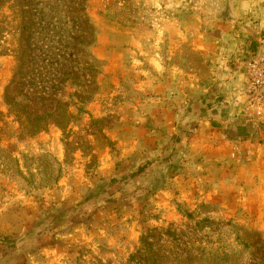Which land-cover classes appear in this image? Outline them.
Instances as JSON below:
<instances>
[{
    "label": "rangeland",
    "instance_id": "1",
    "mask_svg": "<svg viewBox=\"0 0 264 264\" xmlns=\"http://www.w3.org/2000/svg\"><path fill=\"white\" fill-rule=\"evenodd\" d=\"M261 37L264 0H0V264H264Z\"/></svg>",
    "mask_w": 264,
    "mask_h": 264
},
{
    "label": "built area",
    "instance_id": "2",
    "mask_svg": "<svg viewBox=\"0 0 264 264\" xmlns=\"http://www.w3.org/2000/svg\"><path fill=\"white\" fill-rule=\"evenodd\" d=\"M245 76L243 93L245 110L255 119L264 118V37L257 46L240 62Z\"/></svg>",
    "mask_w": 264,
    "mask_h": 264
},
{
    "label": "crops",
    "instance_id": "3",
    "mask_svg": "<svg viewBox=\"0 0 264 264\" xmlns=\"http://www.w3.org/2000/svg\"><path fill=\"white\" fill-rule=\"evenodd\" d=\"M242 96H243V94H242ZM229 98H227V100H228ZM232 99V98H231ZM239 99H241V97H239Z\"/></svg>",
    "mask_w": 264,
    "mask_h": 264
},
{
    "label": "trees",
    "instance_id": "4",
    "mask_svg": "<svg viewBox=\"0 0 264 264\" xmlns=\"http://www.w3.org/2000/svg\"><path fill=\"white\" fill-rule=\"evenodd\" d=\"M256 46H257V45H255L254 48H256ZM254 48H253V49H254Z\"/></svg>",
    "mask_w": 264,
    "mask_h": 264
}]
</instances>
